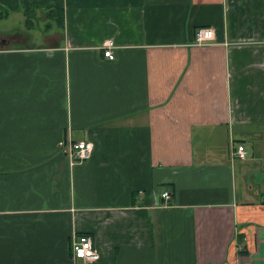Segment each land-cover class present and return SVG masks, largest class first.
Instances as JSON below:
<instances>
[{"label": "crops", "instance_id": "1", "mask_svg": "<svg viewBox=\"0 0 264 264\" xmlns=\"http://www.w3.org/2000/svg\"><path fill=\"white\" fill-rule=\"evenodd\" d=\"M51 5L65 23L42 42L0 32V264H79L81 234L99 255L86 264H264V0L0 12L26 24L25 7ZM70 141L91 159L72 163Z\"/></svg>", "mask_w": 264, "mask_h": 264}, {"label": "built area", "instance_id": "2", "mask_svg": "<svg viewBox=\"0 0 264 264\" xmlns=\"http://www.w3.org/2000/svg\"><path fill=\"white\" fill-rule=\"evenodd\" d=\"M215 38V31L211 27H198L196 32L195 43L198 45H206L212 43ZM104 56L109 60H114V51L112 44L109 42L105 46ZM93 143L88 141H78V142H67L61 144V151L69 156L72 163L83 162L85 160L91 159L93 154L92 148ZM246 154V148L243 144H237L234 150L233 156L237 158H244ZM172 192L168 189L165 190L160 197L167 202L171 201ZM73 247L71 250V255L75 262L79 264H86L88 262H95L99 258L97 253V246L90 234H81L73 239Z\"/></svg>", "mask_w": 264, "mask_h": 264}, {"label": "rangeland", "instance_id": "3", "mask_svg": "<svg viewBox=\"0 0 264 264\" xmlns=\"http://www.w3.org/2000/svg\"><path fill=\"white\" fill-rule=\"evenodd\" d=\"M31 9V8H30ZM28 11V15L31 17L32 23L35 24V31H29L26 24L23 22L24 15L12 14L8 18L4 17L0 19V32L8 35L13 33H24L27 36H31L33 41H38V43L43 41V36L40 35V32L44 30L49 21L46 19V15L41 10H37L35 8Z\"/></svg>", "mask_w": 264, "mask_h": 264}, {"label": "trees", "instance_id": "4", "mask_svg": "<svg viewBox=\"0 0 264 264\" xmlns=\"http://www.w3.org/2000/svg\"><path fill=\"white\" fill-rule=\"evenodd\" d=\"M29 7H25L24 8V11H25V15H26V18H25V23L28 25V27L30 26H34V23H32L31 21V17L28 15V11H29ZM31 10V9H30ZM9 11L5 12V11H2L0 12V18L2 17H6L8 18V15H9ZM46 19L49 21V23L47 24V27H46V30H49L50 28V25H52L50 23V21H55V23H57L58 27H64V21H63V17H64V9L63 8H60L58 7L57 5H51L47 8V13H46Z\"/></svg>", "mask_w": 264, "mask_h": 264}]
</instances>
